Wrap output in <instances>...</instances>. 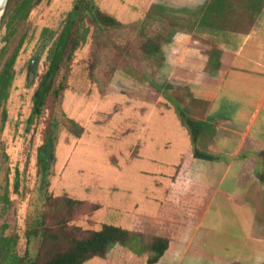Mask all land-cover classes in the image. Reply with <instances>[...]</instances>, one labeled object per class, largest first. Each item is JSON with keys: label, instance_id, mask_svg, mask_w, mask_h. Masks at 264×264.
Here are the masks:
<instances>
[{"label": "rangeland", "instance_id": "rangeland-1", "mask_svg": "<svg viewBox=\"0 0 264 264\" xmlns=\"http://www.w3.org/2000/svg\"><path fill=\"white\" fill-rule=\"evenodd\" d=\"M158 1L8 0L0 26V231L17 264L36 254L46 232L64 228L79 237L103 224L131 237L83 264H147L151 241L178 231L174 204L161 202L165 187L188 147L207 150L212 137L199 121L192 143L181 113L192 117L190 97L167 78L173 36L191 27L192 16ZM96 9L115 22H98ZM70 21L58 68L32 114ZM149 40L159 51L146 55Z\"/></svg>", "mask_w": 264, "mask_h": 264}, {"label": "crops", "instance_id": "crops-1", "mask_svg": "<svg viewBox=\"0 0 264 264\" xmlns=\"http://www.w3.org/2000/svg\"><path fill=\"white\" fill-rule=\"evenodd\" d=\"M158 2L191 16L208 3L217 11L176 31L166 61L212 137L200 149L216 158L191 145L183 153L161 201L174 204L178 231L152 264H264V0Z\"/></svg>", "mask_w": 264, "mask_h": 264}, {"label": "trees", "instance_id": "trees-1", "mask_svg": "<svg viewBox=\"0 0 264 264\" xmlns=\"http://www.w3.org/2000/svg\"><path fill=\"white\" fill-rule=\"evenodd\" d=\"M20 7L24 8V4H22ZM216 16V9L212 8V6L208 3L205 6H201L198 11L193 14L191 19H193V22H195L199 18L200 25H207L210 23L211 19L216 18ZM93 17L98 22L104 24H113L115 22V17L110 14L103 13L99 9H96L93 12ZM70 23L71 21L67 23L64 31L58 37V49H51L52 52L50 53L51 58L48 61V67L45 69L44 77L41 80L39 88L37 89L34 95L35 99L32 103V114L40 111L42 98L45 95L46 90L48 89L47 81L48 79L51 80V77L58 68V64L61 60L63 51L66 47L67 42L69 41V27L71 25ZM158 51L159 45L157 42L149 40L143 46V53L146 55H151ZM57 52H59L60 54V57L58 59L56 56ZM169 87H172V85H170ZM181 113L184 116L182 118L183 121H185L188 125V130L193 143L201 132L200 122L196 121L195 119H192L191 117L185 116L184 112L182 111ZM192 151L195 157L213 160L216 158L214 155L207 153L201 150L200 148H197L196 146H193ZM260 156L262 157V161L264 163V147L260 151ZM71 200L72 199H66L67 202H75ZM45 234H47L46 238L44 239L43 237V241L42 243H40L36 254L32 256L31 259H28L26 257L22 258L24 264H35L39 256L45 257L43 264H83L85 261L95 256H104L110 243L123 244L127 242L131 237V233L128 229L113 224H103L99 229L88 230L85 234L79 237L72 234L70 230L67 231L64 228L61 230V232L59 231L54 234L46 232ZM6 240L9 239L1 236L0 231V264H2L3 262H5L6 264H17V257H9L11 255L9 252L10 244L9 242L7 245L4 244ZM49 241L51 249L50 251H47L46 255H43L42 247ZM168 242L169 240L166 237H155L149 245V249L152 252V255L147 259L146 263L152 264L156 262L167 248ZM3 245L6 247H4V250ZM7 257L9 258V263L5 261H8Z\"/></svg>", "mask_w": 264, "mask_h": 264}, {"label": "water", "instance_id": "water-1", "mask_svg": "<svg viewBox=\"0 0 264 264\" xmlns=\"http://www.w3.org/2000/svg\"><path fill=\"white\" fill-rule=\"evenodd\" d=\"M8 0H0V26Z\"/></svg>", "mask_w": 264, "mask_h": 264}, {"label": "flooded vegetation", "instance_id": "flooded-vegetation-1", "mask_svg": "<svg viewBox=\"0 0 264 264\" xmlns=\"http://www.w3.org/2000/svg\"><path fill=\"white\" fill-rule=\"evenodd\" d=\"M48 54H49V53H48ZM48 54H47V55H48ZM40 57H42V58H43V57H44V55H43V56H40ZM44 59H46V57H44ZM47 67H48V65H47ZM47 67H46V68H47ZM46 68H45V69H46ZM32 69H33V66H32ZM44 71H45V70H44ZM21 75H22V74H21ZM43 76H44V74H43ZM38 88H39V87H38ZM38 88H37V89H38ZM36 91H37V90H36ZM48 156H49V152H48Z\"/></svg>", "mask_w": 264, "mask_h": 264}]
</instances>
